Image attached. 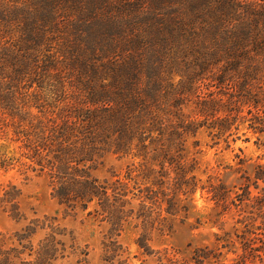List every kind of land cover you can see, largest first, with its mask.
I'll use <instances>...</instances> for the list:
<instances>
[{"label":"trees","instance_id":"trees-1","mask_svg":"<svg viewBox=\"0 0 264 264\" xmlns=\"http://www.w3.org/2000/svg\"><path fill=\"white\" fill-rule=\"evenodd\" d=\"M113 4H74L73 29L79 39L88 33L87 48L98 55L87 61L75 54L68 60L63 47L53 54V0H0V129L13 128L11 141L21 143L30 167L48 170L61 204L109 224L104 259L130 264L120 236L133 221L146 229L171 224V218L189 214L188 200L199 188L224 207L229 200L238 204L224 182H201L197 160L186 158L185 141L203 126L231 134L245 105L264 108V0H121L116 7L127 18L93 11L104 6L109 12ZM69 65L77 68V80L69 81L73 96L85 107L42 108L46 101L52 105L53 92L68 101ZM193 97L199 116H185ZM256 118L263 131L264 116ZM111 149L139 159L127 165L124 177L95 173ZM8 163L0 156V168ZM259 179L264 180L263 168L256 188ZM240 188V204L257 213L249 222L259 220L264 230V187L255 196L250 184ZM20 194L11 185L0 202L18 222L28 219ZM47 221L33 218L3 240L0 264H53L64 257L67 233ZM248 238L242 256L227 263L209 245L189 256L155 250L145 234L139 245L156 257L154 264H246L252 255L264 264V238L261 246H250Z\"/></svg>","mask_w":264,"mask_h":264},{"label":"rangeland","instance_id":"rangeland-1","mask_svg":"<svg viewBox=\"0 0 264 264\" xmlns=\"http://www.w3.org/2000/svg\"><path fill=\"white\" fill-rule=\"evenodd\" d=\"M78 1L80 0H53V54L63 47L68 60L75 54L90 61L98 55L92 54L87 48L91 46L88 33L85 31L83 39H79L81 37L76 34L77 28L73 29L75 12L77 13L74 4ZM111 1L114 4L109 12L104 6H100L99 11L95 7L93 11L100 13L99 15L127 18L126 11H118L116 7L121 0ZM56 14L58 17L54 20ZM64 22L65 28L61 27ZM124 28L128 30L132 27ZM65 72L68 101L62 102L61 97H56L53 92L52 105L46 101L42 108L59 110V108L85 107L73 96L74 89L69 85V81L77 80L73 75L77 72V68L70 69L69 65ZM194 100L195 97L190 101V105L184 107L185 116L195 115L192 106ZM258 114L263 117L264 108H249L245 105L237 115L238 119L230 131L231 134L220 136L218 129L203 126L196 135L187 136L185 141L186 158L197 160L196 173L201 182L204 184H209L210 180L214 183L224 182L233 190L232 196L238 204L234 205L232 200H229L230 207H224L222 203L216 202L211 193L199 188L193 199L188 200L191 208L187 216L179 215L169 220L171 224L148 229L144 228L142 222L133 221L120 236V241L126 250L124 257H128L130 264L155 262L156 257L144 253V249L139 245V238L143 234L149 239L153 249H178L186 256H189L195 247L209 245L224 253L222 259L226 263L241 257L245 252L244 238L249 237L247 240H250V246L262 245L264 230L258 226L260 221L249 222L253 217H257V213L252 214L250 212L252 208L246 206V203L240 204L236 198V192H243L240 187L246 184L251 185L253 196L262 194L261 188L264 187L263 179H259V188H256L255 183L259 169L264 170V130L260 129L262 125L260 120L258 121L259 117L256 118ZM197 116L199 115L194 117ZM201 118L203 117L199 119ZM13 136L12 127L0 129V156L9 161L7 167L0 168V202L5 191L11 185H16L21 192L19 197L21 210L28 219L18 222L0 206V243L31 219L47 218L48 224L60 226L67 233L64 236L67 241L65 256L58 257L53 264H119L118 259L114 262L104 259V243L109 240L107 238L109 224L94 213L67 208L53 197L52 178L48 170L40 171L30 167L32 161L20 154L21 143L11 141ZM138 160L111 149L104 153L95 173L101 178H111L114 174L124 177L127 165ZM50 231V228L41 230L36 241L38 242ZM246 264H260V259L252 255Z\"/></svg>","mask_w":264,"mask_h":264}]
</instances>
